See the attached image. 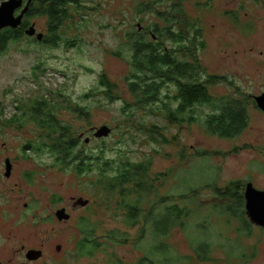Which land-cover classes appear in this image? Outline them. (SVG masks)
<instances>
[{
  "label": "rangeland",
  "instance_id": "obj_1",
  "mask_svg": "<svg viewBox=\"0 0 264 264\" xmlns=\"http://www.w3.org/2000/svg\"><path fill=\"white\" fill-rule=\"evenodd\" d=\"M22 1L17 8L19 14L26 8ZM98 1L104 4L99 5ZM82 2L86 8L94 9L90 16L98 21L99 28L93 22L86 29L77 30L68 21L60 31L63 39L86 36L87 41L81 43V48H65L61 39L55 47L41 43L46 33L43 18L26 19L25 27H18L29 26L26 30L32 28L34 34L29 36L22 32L21 41L11 42L0 53V109L3 110L0 120L12 121L21 111L19 105L42 99L63 108L57 109L56 116L71 128L72 135L79 141V149L83 147V151L95 156L104 141L109 148L126 154L121 156L147 163L157 196H168L166 206L175 204L190 214L184 229L176 227L159 239L163 241L167 237L163 242L170 245L179 258L175 264H187V257H191V263L196 262L193 249L203 247H207L212 260L202 264H264V229L248 221L244 216V200L242 203L236 200L243 197L248 184L264 191V114L255 108L251 99L264 91V1H186L187 14L199 22L203 31L200 41L204 46L196 49L193 62L198 68L192 69L194 80L199 78L205 84L210 99L221 101L195 105L192 115L196 121L183 126L151 116L147 109H136L133 115L122 109L124 103H132L124 79L129 72L126 64L129 55L120 58L114 51L121 52V38L126 30L133 28L131 24L137 30L140 27L138 18L133 17L132 0ZM72 13L78 23L79 13ZM146 16H149L147 25L157 20L155 11L147 12ZM124 24L127 26L123 27ZM194 37L197 38V32ZM187 55L188 52L182 53V56ZM38 62H42L40 66L44 70L38 79H33L32 68ZM102 74L116 86L113 96L101 93ZM172 87H164V94H171ZM236 101L246 106V129L232 138L213 134L205 124V115L208 117ZM102 126L110 128V134L95 138L96 129ZM122 131L128 132L121 135ZM38 134L39 129L30 120L23 121L22 125L2 123L0 150L23 152L27 143L42 140ZM25 154L29 162L20 156V167L29 169L34 180L29 185L21 184L24 189L34 191L38 214H50L53 219L50 224L40 225L41 220L35 226L39 232L36 250L43 241L47 243L44 247L46 264H117L115 260L132 264L143 255V250H135L134 242L144 221L133 228L124 224L115 189L109 191L106 184L97 183L95 173L77 177L72 168H59L54 156L47 151ZM115 157L112 153L106 155L107 159ZM114 168L108 172L113 173ZM231 183H239L232 187L235 196L223 193ZM57 196L62 200L57 201ZM80 198L89 201L86 209L73 207L72 201ZM129 200L137 202V196L132 195ZM139 201L146 213L147 206L155 199ZM67 205L66 213L72 219L66 224L59 223L55 212ZM81 214L86 215L89 229L94 231L92 237L100 243L92 256L75 254L76 241L82 237L78 226ZM111 232L125 236L121 239L124 241L107 238ZM150 244L151 237L147 235L144 248ZM57 245L67 255L66 260L49 256L56 254Z\"/></svg>",
  "mask_w": 264,
  "mask_h": 264
},
{
  "label": "trees",
  "instance_id": "obj_2",
  "mask_svg": "<svg viewBox=\"0 0 264 264\" xmlns=\"http://www.w3.org/2000/svg\"><path fill=\"white\" fill-rule=\"evenodd\" d=\"M186 1L132 0L133 17L138 18L137 22L140 24L137 25L140 27L137 30V27L131 24L133 28L126 30L121 38V52L114 51V55L120 58L129 55L126 62L129 72L124 79L125 88L132 97V103H124L122 109L131 115L136 109H147V114L151 116H159L169 124L183 126L196 121L192 115V108L195 105L221 101L210 99L205 84L201 83L199 78L194 80L192 69L197 68V65L193 62L196 61V49H200L199 46L202 49L204 46L200 41L203 31L199 28V22L187 14ZM97 3L104 4L103 1ZM161 7L166 8L160 10ZM73 11L79 13L78 23ZM93 11L92 8L91 10L86 8L82 0H35L25 17L30 20L45 19L46 33L44 39L40 41L45 46L55 47L61 39L65 48L70 46L78 49L82 47L83 41H87L86 36L81 39L75 36L71 39H63L60 31L68 21H71L77 30L86 29L93 22L98 24V21L90 16ZM153 11L157 20L147 25L149 16H146V13ZM120 15L122 18L123 14L120 13ZM125 26L127 24L123 27ZM28 27L0 33V53L9 47L11 42L21 41L22 32L25 34ZM97 27L99 28V24ZM150 29L152 30L149 31ZM194 32H197L196 39ZM182 51L188 52V55L182 56ZM40 65L42 62L33 65V79H38L44 70ZM100 84L103 87L102 94L113 96L116 86L104 74L100 77ZM169 86H173L174 91L169 89L172 93L164 94V87ZM52 97L60 98L58 95H52ZM25 105L33 108L27 109ZM18 107L21 111L12 118L11 123L22 125L23 121L30 120L39 129L38 137L43 140L27 143L23 152L33 151L35 154H41L42 151H47L54 156L59 168H72L77 177L95 173L97 183L106 184L109 191L116 190L119 197L118 203L123 211L124 224L127 227H136L144 221L134 242L135 250L140 252L143 250V255L132 264H175L179 258L173 248L163 242L167 237L163 241L159 239L161 236L169 235L170 231L176 227L184 229L190 214L175 204L166 206L168 196H157L155 185L151 183L149 177V165L121 156L126 154L120 149L109 148L104 141L95 156L83 151V147L79 149V141L72 135L71 128L63 125L56 116L57 109H63L61 106L51 105L42 99H34ZM245 107L243 102H232L208 117L205 115V124L213 134L226 138L236 137L247 127ZM2 113L1 108L0 114ZM127 132L122 131L121 135ZM109 153L115 154L116 157L107 159L106 155ZM114 166V172L109 173L108 171ZM236 184L239 183L229 184L223 193L235 196L232 187ZM132 195L137 196V202L129 200ZM145 198H154L155 201L147 206L146 213H143L139 200ZM236 200L242 203L244 199L241 196ZM78 219L82 237L75 244V254L92 256L94 251L100 248V243L92 237L94 231L89 229L88 220ZM147 235L151 237V244L145 249ZM107 238L118 242L124 241L121 239H125V236H118L111 232ZM153 242L157 243L152 245ZM193 252L196 253L197 261L191 263V257H187L185 258L187 264H202L212 260L208 257L207 247L193 249ZM114 262L121 263L120 260V263L116 260Z\"/></svg>",
  "mask_w": 264,
  "mask_h": 264
},
{
  "label": "flooded vegetation",
  "instance_id": "obj_3",
  "mask_svg": "<svg viewBox=\"0 0 264 264\" xmlns=\"http://www.w3.org/2000/svg\"><path fill=\"white\" fill-rule=\"evenodd\" d=\"M8 0H0V7L4 2ZM27 0H23V4ZM33 1L31 0V7ZM19 10L16 9L14 16H18ZM26 17L24 16L21 21V27H25ZM5 31L13 32L15 30L5 29ZM261 94L252 96L251 99L254 101V97L261 96ZM255 103V102H254ZM255 108L256 105H255ZM259 109V108H257ZM259 111L264 114L263 111ZM10 124L11 121H1L0 124ZM5 143L2 145V147ZM27 152H19L18 149L15 151H2L0 150V264H46L44 257L46 256L45 245L46 242H42L40 249L36 250V236L38 235L35 229L36 224L40 225L52 223V216L39 215L36 211V200L34 191H30L31 188L24 189L21 183L26 185L32 184L34 178L33 174L29 172V169L20 167L19 157L22 156L26 162H29L27 158ZM24 194V195H21ZM25 200L21 203V200ZM244 199V198H243ZM62 200L60 196H57V201ZM73 207L77 210L85 207H80L72 201ZM244 205V204H243ZM67 207L62 206L60 209L67 211ZM83 215V216H82ZM81 216V217H80ZM78 216L81 220L85 219V214ZM244 216L245 210H244ZM56 218V217H55ZM72 219L70 216L69 220L57 221L59 223H69ZM264 231V230H263ZM79 241V240H78ZM76 241V244L77 242ZM30 251H41L42 256L37 259H31L28 257ZM56 254L50 257L57 258L61 261L66 260L67 255L63 253L60 245L55 247ZM69 252V251H68ZM71 253V252H70Z\"/></svg>",
  "mask_w": 264,
  "mask_h": 264
},
{
  "label": "water",
  "instance_id": "obj_4",
  "mask_svg": "<svg viewBox=\"0 0 264 264\" xmlns=\"http://www.w3.org/2000/svg\"><path fill=\"white\" fill-rule=\"evenodd\" d=\"M30 2L31 0L27 1L25 10L22 11L18 16H14V13L16 9L21 6V0H8L7 2H4L0 7V31L6 28H11L12 30L17 29L21 23V19L28 11ZM25 33L29 36H32L34 34V30L31 28L30 31H26ZM37 39L40 40L41 36H37ZM254 102L256 107L264 112V94L254 97ZM110 132V128L107 126H102L96 129L94 137H107ZM243 198L245 215L248 221L253 225L264 228V191L256 190L252 185L248 184L244 188ZM88 202V200L80 198L76 200L75 204L80 207H85L88 205ZM55 217L58 221H66L69 220L70 216L65 212L64 209H59L55 212ZM41 256V251H30L28 253V257L31 259H37Z\"/></svg>",
  "mask_w": 264,
  "mask_h": 264
},
{
  "label": "clouds",
  "instance_id": "obj_5",
  "mask_svg": "<svg viewBox=\"0 0 264 264\" xmlns=\"http://www.w3.org/2000/svg\"><path fill=\"white\" fill-rule=\"evenodd\" d=\"M22 2H23V1H22ZM26 4H27V1H26ZM21 21H22V19H21ZM20 25H21V23H20ZM20 25H19V26H20ZM19 26H18V27H19ZM6 29H8V28H6ZM9 29H11V28H9ZM3 30H5V29H3ZM14 30H17V29H14ZM4 32H6V31H4Z\"/></svg>",
  "mask_w": 264,
  "mask_h": 264
},
{
  "label": "bare ground",
  "instance_id": "obj_6",
  "mask_svg": "<svg viewBox=\"0 0 264 264\" xmlns=\"http://www.w3.org/2000/svg\"><path fill=\"white\" fill-rule=\"evenodd\" d=\"M255 226H257V225H255ZM259 227V226H258ZM261 228V227H260ZM264 229V228H263Z\"/></svg>",
  "mask_w": 264,
  "mask_h": 264
}]
</instances>
